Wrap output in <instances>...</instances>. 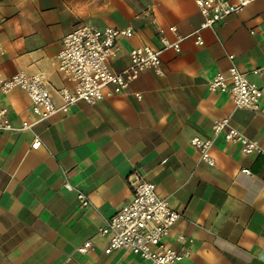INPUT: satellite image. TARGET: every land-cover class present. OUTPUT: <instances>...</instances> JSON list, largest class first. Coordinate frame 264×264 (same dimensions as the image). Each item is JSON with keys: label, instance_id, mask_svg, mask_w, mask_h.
Here are the masks:
<instances>
[{"label": "crops", "instance_id": "crops-1", "mask_svg": "<svg viewBox=\"0 0 264 264\" xmlns=\"http://www.w3.org/2000/svg\"><path fill=\"white\" fill-rule=\"evenodd\" d=\"M202 20L194 0H0V76L42 72L52 85L71 88L51 59L77 25L131 27L108 61L122 70L132 46H161L159 28L173 40L168 26L187 35ZM199 33L201 45L188 36L180 51L161 52L160 76L144 70L124 93L79 101L31 130L0 131V264H136L138 256L125 248L105 253L108 237L100 233L131 199L132 173L155 183L179 212L166 239L188 250L178 264H264V152L244 154L211 128L228 117L264 148V96L258 110L236 108L229 93L207 87L232 63L264 86V0ZM0 106L14 125L30 114L21 88L1 94ZM34 134L42 141L37 149L30 147ZM193 136L212 139L214 165L200 159ZM65 182L91 205L83 207ZM179 233L185 242L176 240ZM87 239L92 247L82 253Z\"/></svg>", "mask_w": 264, "mask_h": 264}, {"label": "built area", "instance_id": "built-area-1", "mask_svg": "<svg viewBox=\"0 0 264 264\" xmlns=\"http://www.w3.org/2000/svg\"><path fill=\"white\" fill-rule=\"evenodd\" d=\"M253 1L255 0H194L203 17L199 28L190 34L182 35L177 33L174 25L168 26L167 30L175 36L173 40L165 37L164 29L159 28L161 46L154 47L146 43L132 46L128 52L129 63L122 70L111 69L108 61L120 51L121 46L117 38L130 37L133 29L97 27L89 23L77 25L63 35L61 49L51 59L53 67L71 79L72 87L54 86L42 72L29 74L18 70L7 77L0 76V95L14 88H21L30 100V114L19 125L12 124L6 116L7 108L0 106V131L31 130L36 124L57 112H67L79 101L93 104L105 95L124 93L130 82L144 70L151 69L155 74L162 75L163 62L160 54L164 49L180 51L181 41L188 36H194L195 43L201 45L203 40L200 29L239 13ZM2 53L0 48V56ZM228 57L233 59V55ZM253 71L260 73L259 69ZM207 87L211 91L229 93L236 108L258 110L264 96V86L250 81L246 73L240 71L233 63L229 66L227 74H213L207 81ZM135 95L137 98L141 97L138 93ZM211 128L214 134L221 132L224 141L239 144L244 154L264 152V148L256 140L244 136L229 125L228 117L214 120ZM189 142L198 150L201 160L209 165L215 164L209 151L211 138L193 136ZM41 145L40 137L34 134L30 147L37 149ZM127 180L132 192L131 199L107 218L100 229V233L108 237L104 252L125 248L138 256L136 264H178L188 254V250H177L167 244L166 239L180 217L179 212L157 194L155 183L144 180L137 173L129 175ZM64 185L69 190H75L76 198L83 207L91 205L87 195L80 189L69 182ZM176 240L185 242L187 238L179 233ZM91 247L92 240L87 239L78 250L85 253Z\"/></svg>", "mask_w": 264, "mask_h": 264}]
</instances>
